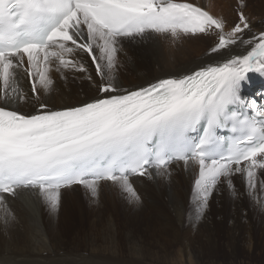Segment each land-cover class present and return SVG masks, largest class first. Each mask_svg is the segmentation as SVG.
<instances>
[{
	"label": "snow or ice",
	"instance_id": "1",
	"mask_svg": "<svg viewBox=\"0 0 264 264\" xmlns=\"http://www.w3.org/2000/svg\"><path fill=\"white\" fill-rule=\"evenodd\" d=\"M242 2L234 21L180 0H0V209L13 218L7 198L27 193L50 212L62 190L83 188L96 197L110 182L135 201L129 177L165 174L172 162L194 172L201 211L220 183L239 176L256 188L264 169V113L237 111L249 73L264 76V31H250ZM227 29V30H226ZM215 37L210 53L245 46L180 76L125 88L116 78L124 41L154 35ZM94 65L95 75L89 70ZM87 74L94 95L49 107L52 73ZM96 77H99L97 80ZM31 82L32 100L20 82ZM30 102L32 111L19 105ZM16 105V106H12ZM252 108L259 112L255 107ZM228 129L231 136L218 135ZM264 188V185H262Z\"/></svg>",
	"mask_w": 264,
	"mask_h": 264
},
{
	"label": "bare ground",
	"instance_id": "2",
	"mask_svg": "<svg viewBox=\"0 0 264 264\" xmlns=\"http://www.w3.org/2000/svg\"><path fill=\"white\" fill-rule=\"evenodd\" d=\"M249 24L250 31L244 39L264 31V20ZM197 36L199 38L200 34ZM197 36L176 38L177 41L180 38H186L188 41H179L184 43L172 58L161 56V45L164 43L157 38V35L144 40L124 41L123 50L118 53L115 69L117 80L125 88H134L157 78L183 75L201 64L216 63L226 55L246 54L245 46L239 43L231 46L230 53L227 50L210 53L215 37L210 41L197 40ZM208 44L210 45L207 46ZM136 53L138 54L134 56ZM129 57L135 59L144 57L147 64H150L137 68L129 61ZM122 63L126 64L125 67ZM88 66L90 72L95 75L94 65H91L90 61ZM51 75L54 82L51 90L41 94L42 99H47L49 107L62 108L65 104H75L78 100L94 95L95 85L87 79V74H83L81 78L80 73L66 69L63 76L55 72ZM253 75L258 76L253 82L256 84V90L260 91L257 93L260 101L250 99L249 105L247 102V106H242L252 108L255 102V107L260 110L256 112L264 113V76L261 77L259 73H249L248 77ZM96 79L98 80L99 77ZM20 86L32 100L31 82L25 79L20 82ZM243 87L244 84L241 88L242 93ZM245 98L243 97L244 100ZM3 103L4 101L0 99V105ZM19 107L25 112L32 111L30 102H25ZM149 173L151 175L135 174L129 177L138 197L135 201L110 182L101 183L103 185L99 187L96 197H92L83 186L63 189L59 207L55 212H50L42 200L27 193L19 198H7L5 207L12 213L13 218L6 223L3 219V211L0 209V264L152 263L151 256L158 253L151 248V245H138L133 238L135 228L158 229L157 231L163 229L164 233L172 237L168 245L180 244L183 256L191 262L197 253L194 247L200 245L196 234L203 231L209 233L213 230V215H222L231 211L233 225H225L223 229L228 234L227 240L232 248L231 255L236 257L239 254L235 250L240 248V243L245 240L244 236L247 234L246 217L264 215V188H262L264 169H256L254 190H249L246 182L238 175L234 177L232 187L226 182L218 184L202 211L194 198L195 174L191 167L186 169L182 162H172L165 174L157 175L153 169H149ZM248 194L252 195L250 196L252 204L247 201ZM224 201L228 203L225 205ZM117 216L123 217L122 222L117 221ZM75 221H79V227L74 226ZM214 223L218 224V222ZM121 229L126 232L125 243L130 260L135 262L130 263V260L123 257L121 246L115 239L113 240L114 234L111 240H108L109 234H112L110 231L117 232ZM84 230L105 232H101L100 240H97L93 236L92 238H88L89 235L82 236ZM193 230L197 232L194 234L196 237L192 235L193 232H189ZM246 241L247 239L244 242Z\"/></svg>",
	"mask_w": 264,
	"mask_h": 264
},
{
	"label": "rangeland",
	"instance_id": "3",
	"mask_svg": "<svg viewBox=\"0 0 264 264\" xmlns=\"http://www.w3.org/2000/svg\"><path fill=\"white\" fill-rule=\"evenodd\" d=\"M180 2H188L194 5L197 4L196 6L204 7L205 10L210 11L214 16L218 18L222 17L225 19V21L230 22V21L235 20L236 9H237V6L241 3V0H180ZM242 2L246 5V7H244L243 10L245 12V15L248 17V22L258 23V21L264 20V0H242ZM157 38L160 39L164 43L161 45L162 51L160 54L161 56H164L167 58H172L176 54L177 50L180 49L181 44L184 42H179V41H188V39L186 38H180L177 41L176 39L172 38L170 35L163 36V35L157 34ZM196 39L212 41L213 36L210 37V36H204L200 34V37L198 38L197 36ZM172 44H174L175 46L172 47L171 46ZM188 45L191 46V44H188ZM209 45L210 44H208L207 46ZM139 53H142V52H139ZM137 54L138 53L134 54V56ZM129 61L132 62L137 68H143L150 64V63L147 64L144 57L137 58V59H135L134 57H129ZM125 65H126L125 63L124 65L122 63V66L125 67ZM257 77L258 76H254V75L249 76V79L244 83V87L242 89L243 93L242 92L240 93L241 96H244V98L246 97L245 100L246 102H248V105L250 104L249 103L250 99L251 100L256 99L260 101L257 98L258 97L257 93H259L260 91L256 90V84L253 82ZM235 188L237 187L235 186ZM250 196L252 195L248 194L246 197H248L247 199L248 203L252 204V199L250 198ZM227 203H228L227 201H224L225 205ZM231 212L230 213L227 212L222 215H213L212 217L213 224H214V227L212 228L213 230H211L209 233L207 231H203L199 234H196V236H198L197 240H199L200 245L196 246L195 244L196 247H194V250L197 251V253H195L196 257L193 258L191 262H188L187 259L183 256L182 249H181L182 247L180 244L168 245L170 243L169 241H172V237L169 236V234L164 233L163 229H159L160 231H157L158 229L157 230L151 229L154 231L155 233L154 234L152 233L153 231L149 229L135 228L136 230H134L135 232H133L134 233L133 238H135L139 246H150L151 245V248L157 251L158 254H154V256L153 255L151 256V258L153 259L151 260L152 263H149V264H264V215L259 214L260 216L250 215L246 217V223L248 226L246 230L247 234L244 237H245V240L247 239V241L244 242L245 240H243L240 243V248L235 250V252L239 255H236V257H233V255H231L232 248L229 246L230 243L227 240V236H228L227 231H224L223 229L225 225H230V224L233 225L232 224L233 214ZM117 217H118L117 221L122 222L121 218L123 217H120V216H117ZM200 219H203V217H200ZM75 222H76L75 223L76 225L74 224L72 225L79 227L80 225L79 221H75ZM214 222H218V224ZM249 227L251 229H249ZM101 232L104 233L105 231L84 230L82 232V236L89 235L88 238H92L93 236L94 238H97V240H100V237L102 235ZM189 232L190 233L193 232L192 235L197 233L196 230L189 231ZM110 233L112 234H109L108 240H111V236L113 237V234H114L113 240L115 239L117 244L121 246L123 250V257L129 261L130 257L128 254V247H127V244L125 243L126 232L122 231L121 229V230H118L117 232L116 230L110 231ZM160 233L162 234L160 235ZM197 240L195 242H197ZM148 250L150 251V249ZM129 262L132 263L135 261L130 260Z\"/></svg>",
	"mask_w": 264,
	"mask_h": 264
}]
</instances>
